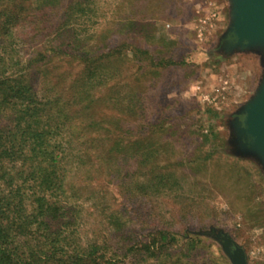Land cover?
Masks as SVG:
<instances>
[{"label": "trees", "instance_id": "16d2710c", "mask_svg": "<svg viewBox=\"0 0 264 264\" xmlns=\"http://www.w3.org/2000/svg\"><path fill=\"white\" fill-rule=\"evenodd\" d=\"M87 15L76 0H0V264H122L115 253L131 241L123 212L102 210L114 238L101 243L82 236L81 212L69 205L99 179L111 177L101 192L116 187L128 201L155 199V182L165 186L171 178L156 175V140L143 146L139 135L143 116L148 127L158 125L151 111L158 64L135 42L153 37L144 32L149 25L119 18L112 24L119 29L103 21L106 28L90 30L87 23L98 22ZM124 26L133 28L131 40L112 46ZM17 42L29 46V58H12ZM149 165L144 184L140 168ZM155 235L151 256L178 243L168 230L148 236ZM139 245L127 251L137 253ZM180 252L172 264L191 257L188 247Z\"/></svg>", "mask_w": 264, "mask_h": 264}, {"label": "rangeland", "instance_id": "374dc122", "mask_svg": "<svg viewBox=\"0 0 264 264\" xmlns=\"http://www.w3.org/2000/svg\"><path fill=\"white\" fill-rule=\"evenodd\" d=\"M76 2L86 9L88 17L97 20L94 27L87 23L90 30L100 31L106 24L119 29L112 26L119 18L149 25L143 29L148 34L152 31L153 37L148 39L142 34V39L135 42L148 50L158 64V86L154 90L158 103L151 107L158 125L148 127V118L143 116L139 135L143 146L151 137L156 140V175H171L165 186L155 182V199L129 195L128 201L116 187L105 194L101 192L111 177L99 179L96 187L94 183L82 191L80 201L69 205V209L81 212L82 236L101 243L114 238L108 234L102 213L109 205L123 212L125 235L131 238L125 246L140 243L137 253L128 252L126 247L116 251L123 256L122 264H172L185 247L190 249L191 257L183 259V264H232L222 245L208 236L212 232L230 235L246 251L249 264H264V164L257 156L239 151L235 130L238 114L264 86V47L232 51L224 47V37L233 23V1ZM123 28L124 35L114 38L112 46L131 40L133 28ZM15 44L18 53L13 51L12 58L31 56L29 46ZM147 71H141L144 85ZM34 93L42 99L44 85L38 84ZM145 106L150 107L148 102ZM152 118L150 122H156ZM153 166L140 168L144 184ZM127 189L124 195L131 190ZM159 229L176 234L178 243L171 241L168 252L151 256L148 247L156 235H148ZM114 248L118 246L114 244ZM107 251L104 248L100 252L108 258Z\"/></svg>", "mask_w": 264, "mask_h": 264}, {"label": "water", "instance_id": "95a60500", "mask_svg": "<svg viewBox=\"0 0 264 264\" xmlns=\"http://www.w3.org/2000/svg\"><path fill=\"white\" fill-rule=\"evenodd\" d=\"M233 23L224 37L229 51L264 47V0H232ZM237 145L244 155H255L264 164V86L235 119ZM218 241L232 264H249L243 247L227 234H208Z\"/></svg>", "mask_w": 264, "mask_h": 264}]
</instances>
